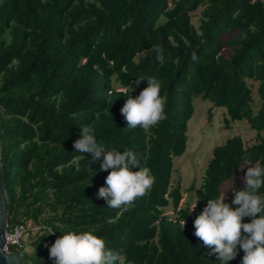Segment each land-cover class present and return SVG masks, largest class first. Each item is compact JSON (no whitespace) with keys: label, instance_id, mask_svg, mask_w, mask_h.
<instances>
[{"label":"trees","instance_id":"1","mask_svg":"<svg viewBox=\"0 0 264 264\" xmlns=\"http://www.w3.org/2000/svg\"><path fill=\"white\" fill-rule=\"evenodd\" d=\"M154 45L163 63L149 51ZM141 77H154L165 100L167 118L148 129L129 128L120 111L148 86L135 83ZM195 97L224 107L225 127L247 120L255 140L234 135L213 148L201 184L188 188L198 201L191 211L179 208L183 193L171 176ZM84 126L105 151L132 150L154 177L121 215L97 198L111 171L100 170L102 157L73 148ZM245 163L264 167V0H0L4 214L8 229L28 220L36 227L20 249L30 264H54L49 248L69 231L101 238L121 252L118 264H220L193 223ZM257 194L264 197V186ZM233 199L232 190L224 202Z\"/></svg>","mask_w":264,"mask_h":264},{"label":"clouds","instance_id":"2","mask_svg":"<svg viewBox=\"0 0 264 264\" xmlns=\"http://www.w3.org/2000/svg\"><path fill=\"white\" fill-rule=\"evenodd\" d=\"M149 51L156 53L155 60L163 63V49L159 45H154ZM192 58L196 59L195 53ZM144 79L148 86L134 99L129 96L127 87L118 86L120 94L129 96L120 110L129 128L139 126L148 129L167 118L159 82L154 77H141L135 83L139 85ZM235 122L237 120L230 123V128ZM222 125L225 127L224 121ZM93 132L91 126L82 127L80 138L74 142L73 148L80 154L90 153L93 161L102 157L100 170L111 171L106 177L107 186L99 188L97 198H103L108 208L118 209L117 214L121 215L152 187L154 177L150 169L140 167V161L132 150L105 151L98 146ZM75 159L85 158L80 155ZM246 165L239 167L243 169ZM243 179L245 187L238 191L233 189L231 205L224 202V194L222 198L209 199L193 223L194 235L211 249V254L216 255L220 264H229L240 250L244 253L241 264H264V197L257 194L264 186V167L259 164L247 167ZM197 202L192 205L191 211L195 210ZM232 205L237 207L233 209ZM245 218H251V222L244 223ZM181 223L184 227L185 221ZM49 258L54 264H118L121 252L107 249L104 241L91 232L77 234L69 231L51 245Z\"/></svg>","mask_w":264,"mask_h":264},{"label":"rangeland","instance_id":"3","mask_svg":"<svg viewBox=\"0 0 264 264\" xmlns=\"http://www.w3.org/2000/svg\"><path fill=\"white\" fill-rule=\"evenodd\" d=\"M199 11L200 9H196L191 12L192 22L195 26L199 20ZM228 36L229 34L224 35L223 38L226 39ZM227 49V46H224L221 53L226 54ZM194 109L193 115L187 123L186 150L181 156L174 157V169L171 176V184L173 186L179 184L183 193L179 208L187 205L190 210L192 205L196 203V198L193 191H188V188L192 184L196 187L201 184L203 172L212 155L213 148L234 135L241 136L246 144H251L255 140V132L251 130L247 120L237 121L233 123L231 128L223 127L222 122L227 117V111L224 107H217L209 100L195 97ZM247 164L243 169L239 168L233 177L221 183L222 197L224 194L226 199L227 195L244 181L247 167L252 166L250 163ZM165 214L174 215L171 206L165 209ZM12 249L14 252L19 253L21 248ZM19 254H21V251Z\"/></svg>","mask_w":264,"mask_h":264},{"label":"water","instance_id":"4","mask_svg":"<svg viewBox=\"0 0 264 264\" xmlns=\"http://www.w3.org/2000/svg\"><path fill=\"white\" fill-rule=\"evenodd\" d=\"M8 227L4 214V185L0 165V264H30L17 252H2L5 240V232Z\"/></svg>","mask_w":264,"mask_h":264},{"label":"built area","instance_id":"5","mask_svg":"<svg viewBox=\"0 0 264 264\" xmlns=\"http://www.w3.org/2000/svg\"><path fill=\"white\" fill-rule=\"evenodd\" d=\"M36 227L33 225L31 221H25V223H17L11 229H6L5 232V240L2 252L8 253L11 252V248L13 246H18L21 248V243L25 239L26 234L30 230H34Z\"/></svg>","mask_w":264,"mask_h":264}]
</instances>
